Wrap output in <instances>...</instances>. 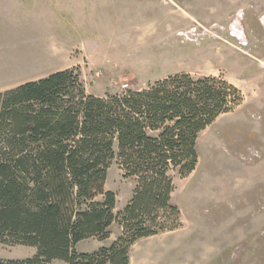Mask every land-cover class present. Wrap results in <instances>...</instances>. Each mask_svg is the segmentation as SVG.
I'll use <instances>...</instances> for the list:
<instances>
[{
  "label": "rangeland",
  "instance_id": "rangeland-1",
  "mask_svg": "<svg viewBox=\"0 0 264 264\" xmlns=\"http://www.w3.org/2000/svg\"><path fill=\"white\" fill-rule=\"evenodd\" d=\"M51 1L14 0L16 20L0 17V90L70 69L95 97L118 94L122 85L141 91L178 73L248 85H232L241 104L198 135L194 171L170 173L181 227L159 240L160 256L153 247L146 257L138 244L130 264H264L263 40L247 47L230 36L231 16L222 20L234 9L229 0ZM108 171L105 190L116 195L117 213L135 184L115 161ZM119 234L115 223L109 239L81 241L75 251L109 247ZM34 255V248L0 243L2 260Z\"/></svg>",
  "mask_w": 264,
  "mask_h": 264
},
{
  "label": "trees",
  "instance_id": "trees-1",
  "mask_svg": "<svg viewBox=\"0 0 264 264\" xmlns=\"http://www.w3.org/2000/svg\"><path fill=\"white\" fill-rule=\"evenodd\" d=\"M242 100L221 77L186 73L95 97L74 69L0 93V243L35 249L0 264H129L138 240L181 227L170 173L194 171L198 135ZM113 161L135 184L117 213L105 190ZM115 223L109 247L75 251Z\"/></svg>",
  "mask_w": 264,
  "mask_h": 264
},
{
  "label": "crops",
  "instance_id": "crops-1",
  "mask_svg": "<svg viewBox=\"0 0 264 264\" xmlns=\"http://www.w3.org/2000/svg\"><path fill=\"white\" fill-rule=\"evenodd\" d=\"M27 1H29V0H27ZM48 1L50 2V0H48ZM16 3L14 2V0H0V17H4L3 18L4 21H10L11 17H13L12 18L13 21L16 20V19H14L16 17V13H17V11L15 9ZM51 3H54V0H52ZM228 4L231 6V8H234V9L229 10L228 12H225L223 14V17H222L223 19L222 18L221 19L225 20L226 17L231 16V18H230L231 20L229 19L230 21H228V22H230L229 23L230 24L229 25L230 36L234 39H238L235 36L236 32H237L240 35V38L238 40L241 42V44H245L247 42V44L244 45L247 47L252 43L253 44L257 43V44L261 45L264 42V35H261L259 33V30H261V32L263 34L264 25L263 26L261 25L260 20H261V17L264 16V0H229ZM51 6H53V5H51ZM240 16H242L241 21L239 19ZM217 21H220V18H218ZM254 38H256V39L254 40ZM247 39H249V40L247 41ZM261 40H263L262 43H259ZM263 46H264V44H262V47ZM262 49H264V47ZM243 50H245V52H247L246 54L243 53L244 55L250 56V54L248 53V51L246 49L243 48ZM261 63L264 64V62H262V61H261ZM261 63H260V66H261ZM48 75L42 76L40 78L25 80L19 84H16V86H12V88H15V87L22 85L24 83H27V82L37 81L39 79L47 77ZM166 77L167 76L160 78L159 80H162ZM234 80H232L231 83L235 87H238V85L236 83L237 81L239 83L245 85V86H248L247 84H244L239 80H235V81ZM12 88L0 90V93L7 91V90H10ZM246 91H248V90H246ZM251 93L254 95V91H252ZM254 96H256V95H254ZM256 97H258V96H256ZM259 99L254 98L255 101L259 100ZM260 100H262V99H260ZM108 172H107V175H108ZM171 233L172 232L162 233V234H159L156 236H152V237H148V238L138 240L130 249L129 264L131 263V256H132V252H133L132 249L134 247H136L138 244H139L138 247H140L142 245L146 248V252H148L146 254V257L148 255H150L151 253H153L152 252V250H154L153 247L157 248L156 250H154V252L156 251L157 254H154V255L160 256L161 245H159V243H160L159 240H161L162 237H164L168 234H171ZM144 264H147V263L145 262Z\"/></svg>",
  "mask_w": 264,
  "mask_h": 264
},
{
  "label": "built area",
  "instance_id": "built-area-1",
  "mask_svg": "<svg viewBox=\"0 0 264 264\" xmlns=\"http://www.w3.org/2000/svg\"><path fill=\"white\" fill-rule=\"evenodd\" d=\"M120 88H121V91H125L127 89V86L126 85H122Z\"/></svg>",
  "mask_w": 264,
  "mask_h": 264
},
{
  "label": "bare ground",
  "instance_id": "bare-ground-1",
  "mask_svg": "<svg viewBox=\"0 0 264 264\" xmlns=\"http://www.w3.org/2000/svg\"><path fill=\"white\" fill-rule=\"evenodd\" d=\"M235 36H236V38H238V39L240 38V35H239L237 32H236V35H235Z\"/></svg>",
  "mask_w": 264,
  "mask_h": 264
}]
</instances>
